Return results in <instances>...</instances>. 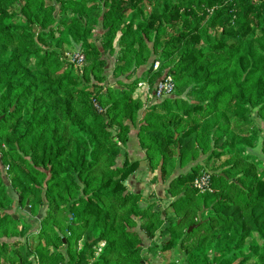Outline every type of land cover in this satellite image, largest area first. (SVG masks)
Segmentation results:
<instances>
[{
    "label": "trees",
    "instance_id": "1",
    "mask_svg": "<svg viewBox=\"0 0 264 264\" xmlns=\"http://www.w3.org/2000/svg\"><path fill=\"white\" fill-rule=\"evenodd\" d=\"M168 76L172 97H136ZM257 108L264 0H0V264H264ZM136 126L167 208L126 183ZM15 204L45 209L38 233Z\"/></svg>",
    "mask_w": 264,
    "mask_h": 264
},
{
    "label": "crops",
    "instance_id": "2",
    "mask_svg": "<svg viewBox=\"0 0 264 264\" xmlns=\"http://www.w3.org/2000/svg\"><path fill=\"white\" fill-rule=\"evenodd\" d=\"M145 90L146 93L141 95V99L146 102L149 99V96H153L154 93L151 89H149V86H147V84L139 88L138 92H144ZM153 99L154 96L152 100ZM138 128L139 127L136 126L131 130L129 142L127 143L125 150L121 154V164L125 161L130 163L140 162V168L135 171L133 175H131L126 183L129 186L130 190L143 196V206H147L151 202H159L161 204L167 200V185L163 184L161 181L152 183L150 177L146 176L150 174V172L145 162V150L140 147L138 142ZM143 238L144 243L146 244H144L145 251L147 252V247L150 246L151 241H149V239L145 236H143ZM147 261V264L162 263V259L159 256L153 257L151 255H148Z\"/></svg>",
    "mask_w": 264,
    "mask_h": 264
},
{
    "label": "built area",
    "instance_id": "3",
    "mask_svg": "<svg viewBox=\"0 0 264 264\" xmlns=\"http://www.w3.org/2000/svg\"><path fill=\"white\" fill-rule=\"evenodd\" d=\"M66 59L70 60L72 63H75L80 68L82 67L85 57L81 51L73 52V53H66ZM159 64L155 65V69H158ZM176 91V83L171 76L166 77L164 80L159 82L154 91V97L157 100H164L167 98L172 97ZM211 183H212V175L210 173H204L198 176L194 180V188L198 190L200 193H210L211 190ZM172 200L168 199L161 203L162 209L167 208ZM105 247V244H102L99 252Z\"/></svg>",
    "mask_w": 264,
    "mask_h": 264
},
{
    "label": "rangeland",
    "instance_id": "4",
    "mask_svg": "<svg viewBox=\"0 0 264 264\" xmlns=\"http://www.w3.org/2000/svg\"><path fill=\"white\" fill-rule=\"evenodd\" d=\"M75 53L76 52H79V49H76V50H73ZM76 69V68H75ZM146 83L142 82L138 85L137 89H136V97L137 98H140L141 95L145 94L146 93V90L144 92H138L139 88H141L142 86H144ZM147 86H149L147 84ZM149 89H151L149 87ZM184 97V96H183ZM206 97V96H205ZM153 96H149V99L148 101L152 100ZM204 99V98H203ZM252 112L250 113V121H255V125H257L258 127H260L262 130H264V117L260 115V111H259V108L257 109H252L251 110ZM221 115H224V116H221L220 118L219 117H213L211 119V121H245L243 119H239V118H234L232 117L231 115L233 114V110L231 109L230 112H226L223 111L222 113H220ZM261 149H262V140L259 142V145L257 146V148L254 150V152L257 154V155H260L261 154ZM8 170H6L7 172ZM9 172V171H8ZM7 172V173H8ZM144 174V173H143ZM147 177H150L151 179V173L146 175ZM149 179V180H150ZM27 207L29 208V203L27 204L26 206V211H30V208L27 209ZM45 211V209L43 208L41 210V212L39 211V215H37V217H31L29 215H27V213L25 212V210L23 208H21L20 206H18L17 204H15V207L13 208L12 212L13 213H17L16 214V217L20 216L22 219H23V222L30 225L31 226V230L30 232H33V233H38L39 231V226H40V218H41V214ZM10 229L12 230V227H10ZM25 239V238H23ZM25 241V240H24ZM177 255L176 254H173L172 258H176Z\"/></svg>",
    "mask_w": 264,
    "mask_h": 264
},
{
    "label": "water",
    "instance_id": "5",
    "mask_svg": "<svg viewBox=\"0 0 264 264\" xmlns=\"http://www.w3.org/2000/svg\"><path fill=\"white\" fill-rule=\"evenodd\" d=\"M27 209H29L28 207H27ZM196 226H194V227H191L190 229H189V232H191L194 228H195ZM63 241L64 242H66V240L65 239H63Z\"/></svg>",
    "mask_w": 264,
    "mask_h": 264
}]
</instances>
